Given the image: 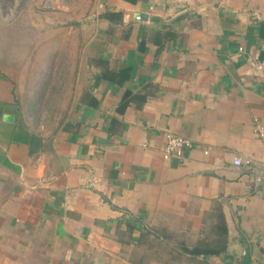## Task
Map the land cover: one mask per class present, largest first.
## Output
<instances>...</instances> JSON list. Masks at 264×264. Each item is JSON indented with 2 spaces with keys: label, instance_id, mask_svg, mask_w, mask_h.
I'll return each instance as SVG.
<instances>
[{
  "label": "crops",
  "instance_id": "1",
  "mask_svg": "<svg viewBox=\"0 0 264 264\" xmlns=\"http://www.w3.org/2000/svg\"><path fill=\"white\" fill-rule=\"evenodd\" d=\"M86 26L51 132L0 66V264H264V0H104Z\"/></svg>",
  "mask_w": 264,
  "mask_h": 264
},
{
  "label": "rangeland",
  "instance_id": "2",
  "mask_svg": "<svg viewBox=\"0 0 264 264\" xmlns=\"http://www.w3.org/2000/svg\"><path fill=\"white\" fill-rule=\"evenodd\" d=\"M103 1L0 0V66L43 133L63 123L85 87L83 28Z\"/></svg>",
  "mask_w": 264,
  "mask_h": 264
},
{
  "label": "built area",
  "instance_id": "3",
  "mask_svg": "<svg viewBox=\"0 0 264 264\" xmlns=\"http://www.w3.org/2000/svg\"><path fill=\"white\" fill-rule=\"evenodd\" d=\"M254 131L257 135L264 137V125L260 124L258 121L255 122ZM189 146H191V142L188 138L168 132L165 135V142L163 145V157H180L184 152V148ZM240 162V158L234 159L235 164H239ZM245 162L247 164H251L252 160L246 159ZM261 179V176H256V181H260Z\"/></svg>",
  "mask_w": 264,
  "mask_h": 264
},
{
  "label": "water",
  "instance_id": "4",
  "mask_svg": "<svg viewBox=\"0 0 264 264\" xmlns=\"http://www.w3.org/2000/svg\"><path fill=\"white\" fill-rule=\"evenodd\" d=\"M136 17H140L141 18V17H143V14L137 13Z\"/></svg>",
  "mask_w": 264,
  "mask_h": 264
}]
</instances>
